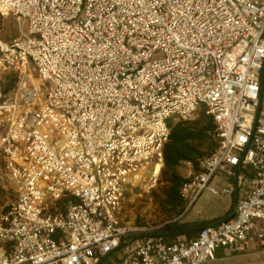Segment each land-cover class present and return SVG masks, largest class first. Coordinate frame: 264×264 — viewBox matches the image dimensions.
Masks as SVG:
<instances>
[{"label":"built area","instance_id":"1","mask_svg":"<svg viewBox=\"0 0 264 264\" xmlns=\"http://www.w3.org/2000/svg\"><path fill=\"white\" fill-rule=\"evenodd\" d=\"M0 15L21 31L0 39V73L19 78L0 103V188L14 193L0 264H102L123 246L111 264H201L256 231L264 0H0ZM202 106L217 145L184 163L186 209L233 193L214 183L228 166L246 192L232 218L192 239L151 237L124 220L129 195L160 180L169 122Z\"/></svg>","mask_w":264,"mask_h":264},{"label":"trees","instance_id":"2","mask_svg":"<svg viewBox=\"0 0 264 264\" xmlns=\"http://www.w3.org/2000/svg\"><path fill=\"white\" fill-rule=\"evenodd\" d=\"M11 87L6 88L5 93L9 92ZM170 136L168 142L164 146V166L162 176L167 182L164 192L165 208L172 214L182 217L186 215L192 207L186 209V201L181 193L183 183V175L179 171V167L187 161L196 163L197 158L204 155L202 147L205 144L217 145V141L213 138V130L215 128L214 119L207 115H200L197 120H178L169 122ZM216 147V146H215ZM229 215V214H228ZM227 215V216H228ZM178 217V218H179ZM174 219L167 222L163 228L158 231L160 234L174 233L191 227H204L214 223H219L223 218H216L211 221H201L186 223ZM198 231L188 232L184 235H166V240H173L178 237L192 239Z\"/></svg>","mask_w":264,"mask_h":264},{"label":"rangeland","instance_id":"3","mask_svg":"<svg viewBox=\"0 0 264 264\" xmlns=\"http://www.w3.org/2000/svg\"><path fill=\"white\" fill-rule=\"evenodd\" d=\"M21 35L20 26L15 17L12 15L3 17L0 15V39L4 41H12ZM19 78L18 74L14 72L0 73V90L1 99L0 103H3L5 99L10 98L12 90L18 86ZM14 85L9 92L5 93V89ZM205 114V107L202 106L199 115L195 116L193 120H197L200 115ZM175 122V120H174ZM180 173H184V168L179 167ZM167 182L163 178L162 174L157 185L149 192L135 190L129 196V200L126 203L124 210V220L130 224H136L138 226H146L153 229L151 233H158L163 226L179 217L170 213L164 205V188ZM14 193L11 189L0 188V216L5 209L13 202ZM186 215L179 217V221H184ZM126 246L121 247L117 251L108 255L102 262V264H111L126 254ZM249 259L245 254H235L234 256L223 260H207L201 264H243Z\"/></svg>","mask_w":264,"mask_h":264},{"label":"crops","instance_id":"4","mask_svg":"<svg viewBox=\"0 0 264 264\" xmlns=\"http://www.w3.org/2000/svg\"><path fill=\"white\" fill-rule=\"evenodd\" d=\"M261 107L264 108V89L262 92ZM197 115H199V113ZM172 122H174V120H172ZM215 146V143L205 144L201 149L204 152V155H207L214 150ZM181 167H183L185 170V164H182ZM232 171H234L233 174H231ZM241 171L242 169L240 166L235 168L228 166L226 169L219 171L214 178L215 185L220 188L224 186H231L234 189L233 193L223 196H214L208 192H205L192 206L191 210L186 214L183 222L195 223L201 221H211L216 218H223L221 221L226 219L232 213L235 207L236 192L238 193L239 198H241L246 192V187L241 183L242 179L240 178L239 174ZM181 174L183 175L184 173ZM258 229L263 231L262 238L257 236ZM240 253H243L245 256L249 257V259L243 264L264 263V221H256V231L250 234L248 239L241 245L239 249L232 251L227 248H220L217 252L215 260H225L234 256L235 254Z\"/></svg>","mask_w":264,"mask_h":264},{"label":"water","instance_id":"5","mask_svg":"<svg viewBox=\"0 0 264 264\" xmlns=\"http://www.w3.org/2000/svg\"><path fill=\"white\" fill-rule=\"evenodd\" d=\"M261 83H263V79H264V68L262 69V72H261ZM261 102H262V95L260 97V106L258 108V114L261 110ZM239 201V196H238V193L236 192V202H235V207L232 211V213L226 218L224 219L223 221L225 220H228L230 218H232L234 215H235V212H236V206H237V203ZM201 228L203 227H191V228H188V229H185V230H181V231H177V232H174V233H167V234H160V233H156V234H152V235H149L151 237H157V236H166V235H175V236H180V235H184L188 232H195V231H199Z\"/></svg>","mask_w":264,"mask_h":264}]
</instances>
